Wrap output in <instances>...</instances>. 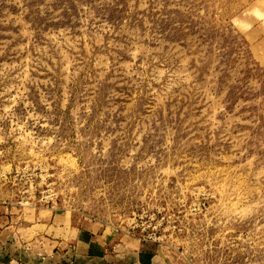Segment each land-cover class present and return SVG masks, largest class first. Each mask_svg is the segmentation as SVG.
I'll return each mask as SVG.
<instances>
[{
	"label": "rangeland",
	"instance_id": "1",
	"mask_svg": "<svg viewBox=\"0 0 264 264\" xmlns=\"http://www.w3.org/2000/svg\"><path fill=\"white\" fill-rule=\"evenodd\" d=\"M51 202L264 264V0H0V204Z\"/></svg>",
	"mask_w": 264,
	"mask_h": 264
},
{
	"label": "crops",
	"instance_id": "2",
	"mask_svg": "<svg viewBox=\"0 0 264 264\" xmlns=\"http://www.w3.org/2000/svg\"><path fill=\"white\" fill-rule=\"evenodd\" d=\"M0 204V264H179L167 247L54 203Z\"/></svg>",
	"mask_w": 264,
	"mask_h": 264
}]
</instances>
